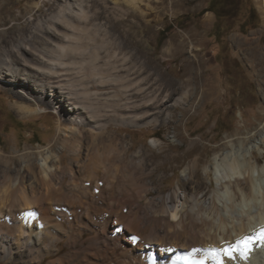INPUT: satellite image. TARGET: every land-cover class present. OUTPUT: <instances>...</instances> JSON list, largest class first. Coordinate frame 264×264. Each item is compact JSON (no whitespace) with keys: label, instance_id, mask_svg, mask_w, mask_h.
Segmentation results:
<instances>
[{"label":"bare ground","instance_id":"1","mask_svg":"<svg viewBox=\"0 0 264 264\" xmlns=\"http://www.w3.org/2000/svg\"><path fill=\"white\" fill-rule=\"evenodd\" d=\"M125 1L133 6L134 1ZM76 2L62 0L48 16L37 19L28 34L1 39L9 45L1 48L0 80L8 79L18 99L34 104H19L20 113L43 111L39 103L62 113L53 140L38 150L20 156L0 148V260L40 264L54 255L50 264H149L148 257H156L157 264H167L193 248L223 249L233 240L256 236L251 230L264 223V163L257 165L253 154H216L207 165L196 150L199 143L192 140L179 162L164 155L152 159L153 152L163 151L159 137L130 151L133 143L109 128L118 123L160 124L165 114L174 123L188 110L187 117L196 115L211 91L197 77L199 49L192 59L186 58L184 78H148L144 68L115 62L130 61L120 49L104 51L102 44L88 51L77 42H62L71 41L67 31L81 19ZM88 12L91 15L83 18L87 30L91 25L102 28L99 12ZM169 44L185 47L182 39ZM53 66L66 69V75L76 70L68 82L63 76L55 91L49 87L52 81L43 77ZM93 83H98L96 88ZM175 109L181 117L172 115ZM173 136L179 139L175 131ZM34 152L41 156L38 164ZM166 163L183 168L177 185L182 195L177 189L164 193L159 184L150 196L156 186L153 178L165 179ZM64 238L69 250L60 254L56 245ZM245 262L238 254L235 260L225 258V264ZM252 264H264V259L257 256Z\"/></svg>","mask_w":264,"mask_h":264},{"label":"rangeland","instance_id":"2","mask_svg":"<svg viewBox=\"0 0 264 264\" xmlns=\"http://www.w3.org/2000/svg\"><path fill=\"white\" fill-rule=\"evenodd\" d=\"M86 1L77 0L76 4H79L82 11L77 8L75 12L82 20L71 29L72 32L67 31L72 33V38L71 41L62 40L64 44L77 42L79 46L89 48L88 51L102 44L105 46L102 47L104 51L108 47L109 50H122L121 53L130 55V61L128 59L129 63L115 61L116 63L144 68L142 73L146 77L163 80L184 78L182 72L186 58L192 59L197 47L201 57V66L196 67L198 80L211 88L205 100L199 104L198 113L187 117L192 111L188 110L180 121L173 123L169 121L170 115L165 114L160 124L128 126L118 123L109 126L118 136L133 143L130 151L147 147L154 137H159L163 143V151L161 155L158 151L153 152L151 158L172 156L171 159L175 158L179 162L189 142L194 140L199 143L196 150L204 154V164L207 165L216 154H253L251 159L257 165L264 163V146L260 145V141L264 140V0H132L133 6L125 0H89L90 8ZM60 2L62 0H0V52L2 47L9 45L1 40L4 35L8 38L19 33L28 34L36 20L48 16ZM88 11L92 14L99 12L98 19L105 22L102 24L107 29H102L104 25L102 28L96 26L95 29L91 25V31L87 30L85 22L88 23V20L83 18L87 13V16L91 15ZM89 31L93 33L90 34ZM73 32L80 34L73 36L76 34ZM87 38L90 39L89 42ZM181 39L185 42L183 50L169 44L172 40ZM82 57L85 55L82 54ZM101 59L103 62V57ZM46 61L50 63L48 59ZM47 71L51 73L43 77L52 81L49 87L53 86L51 89L55 91L60 79L66 75V69L53 66L50 69L47 67ZM74 71L76 70L72 69L67 73V82L76 75ZM126 82L122 85H126ZM10 83L8 79L0 80V148L7 153L22 156L26 150H38L40 145L53 140L62 112L48 104L39 103L43 111L21 114L19 104L31 107L34 104L18 99L14 90L10 89ZM97 84L90 85L96 88ZM105 89L104 91H109L108 87ZM58 90L62 88L59 87ZM68 95L71 96L67 92L66 96ZM119 96L125 98L123 93ZM45 97L48 98V94ZM172 115L178 117L180 111L176 110ZM170 131L177 132L179 139ZM229 138L234 139L229 142ZM40 157L34 152L36 164L41 162ZM172 165H163L165 179L159 181L156 177L153 178L156 186L151 190L150 196L157 193L159 184L164 193L177 189L182 195L177 185L183 168ZM198 176L200 178L201 173ZM212 182L214 186V180ZM256 229L257 226L251 232L259 234ZM89 235L87 232L85 236ZM56 246L60 254L69 250L66 238ZM257 256L264 259V247L255 246L245 264H252ZM53 257L54 255L44 257L40 264H50L49 260ZM0 264L19 263L2 259ZM78 264L82 263L78 261Z\"/></svg>","mask_w":264,"mask_h":264},{"label":"snow or ice","instance_id":"3","mask_svg":"<svg viewBox=\"0 0 264 264\" xmlns=\"http://www.w3.org/2000/svg\"><path fill=\"white\" fill-rule=\"evenodd\" d=\"M257 245L264 247V229L257 236H245L242 240H237L234 244L223 249L193 248L191 252L177 259L181 260L183 264H207L209 260L212 261V264H225V258L235 260L237 254L241 259H248L249 254ZM148 261L149 264H157L156 257H148Z\"/></svg>","mask_w":264,"mask_h":264},{"label":"flooded vegetation","instance_id":"4","mask_svg":"<svg viewBox=\"0 0 264 264\" xmlns=\"http://www.w3.org/2000/svg\"><path fill=\"white\" fill-rule=\"evenodd\" d=\"M250 12V11H249Z\"/></svg>","mask_w":264,"mask_h":264}]
</instances>
